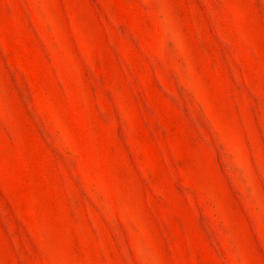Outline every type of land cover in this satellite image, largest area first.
I'll return each instance as SVG.
<instances>
[{
	"label": "rangeland",
	"instance_id": "1",
	"mask_svg": "<svg viewBox=\"0 0 264 264\" xmlns=\"http://www.w3.org/2000/svg\"><path fill=\"white\" fill-rule=\"evenodd\" d=\"M0 264H264V0H0Z\"/></svg>",
	"mask_w": 264,
	"mask_h": 264
}]
</instances>
